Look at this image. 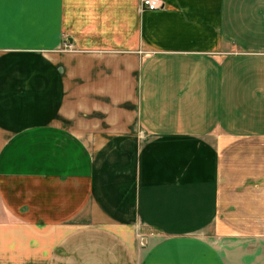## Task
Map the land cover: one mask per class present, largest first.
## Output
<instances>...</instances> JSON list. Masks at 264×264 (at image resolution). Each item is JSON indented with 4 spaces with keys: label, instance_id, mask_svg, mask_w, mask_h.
Returning a JSON list of instances; mask_svg holds the SVG:
<instances>
[{
    "label": "crops",
    "instance_id": "0c3cea01",
    "mask_svg": "<svg viewBox=\"0 0 264 264\" xmlns=\"http://www.w3.org/2000/svg\"><path fill=\"white\" fill-rule=\"evenodd\" d=\"M160 2L0 0V264H264V0Z\"/></svg>",
    "mask_w": 264,
    "mask_h": 264
},
{
    "label": "built area",
    "instance_id": "2783aa9c",
    "mask_svg": "<svg viewBox=\"0 0 264 264\" xmlns=\"http://www.w3.org/2000/svg\"><path fill=\"white\" fill-rule=\"evenodd\" d=\"M160 6V0H141V7L144 9H155Z\"/></svg>",
    "mask_w": 264,
    "mask_h": 264
},
{
    "label": "rangeland",
    "instance_id": "374dc122",
    "mask_svg": "<svg viewBox=\"0 0 264 264\" xmlns=\"http://www.w3.org/2000/svg\"><path fill=\"white\" fill-rule=\"evenodd\" d=\"M252 254H254V253H252ZM264 259V258H263ZM250 262L248 261V264H249Z\"/></svg>",
    "mask_w": 264,
    "mask_h": 264
},
{
    "label": "snow or ice",
    "instance_id": "6c2138e0",
    "mask_svg": "<svg viewBox=\"0 0 264 264\" xmlns=\"http://www.w3.org/2000/svg\"><path fill=\"white\" fill-rule=\"evenodd\" d=\"M0 22H2V21H0Z\"/></svg>",
    "mask_w": 264,
    "mask_h": 264
}]
</instances>
